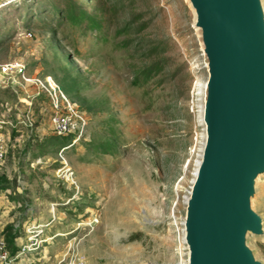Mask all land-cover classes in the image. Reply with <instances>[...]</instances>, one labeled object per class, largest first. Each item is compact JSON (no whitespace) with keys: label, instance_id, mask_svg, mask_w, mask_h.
Returning <instances> with one entry per match:
<instances>
[{"label":"rangeland","instance_id":"1","mask_svg":"<svg viewBox=\"0 0 264 264\" xmlns=\"http://www.w3.org/2000/svg\"><path fill=\"white\" fill-rule=\"evenodd\" d=\"M72 4L99 29L71 24ZM14 63L51 77L86 129L54 135L46 99L26 112L20 79L0 72V121L11 124L0 229L15 236L12 264H187L183 220L208 80L187 2L0 0V66ZM25 116L31 130L15 126ZM254 205L264 218V178ZM249 245L264 264V240Z\"/></svg>","mask_w":264,"mask_h":264},{"label":"water","instance_id":"2","mask_svg":"<svg viewBox=\"0 0 264 264\" xmlns=\"http://www.w3.org/2000/svg\"><path fill=\"white\" fill-rule=\"evenodd\" d=\"M208 80L205 143L183 220L187 264H262L255 208L264 178V0H185Z\"/></svg>","mask_w":264,"mask_h":264},{"label":"built area","instance_id":"3","mask_svg":"<svg viewBox=\"0 0 264 264\" xmlns=\"http://www.w3.org/2000/svg\"><path fill=\"white\" fill-rule=\"evenodd\" d=\"M0 72L4 77L16 75L20 79L21 82L18 83V86L26 95V100H24L28 108L26 112H29V109L37 100L42 97L46 99L52 113L50 124L54 135L59 137L64 135L80 137L85 132V116L77 110L75 104L70 102L51 77L38 78L37 76H28L24 66L19 63L2 65L0 66ZM7 123L10 124L9 122L0 121V171L6 151V138L2 130ZM19 123L29 127L30 130L32 128L27 116L22 117V121L15 123V126ZM13 261L0 229V264H12Z\"/></svg>","mask_w":264,"mask_h":264},{"label":"trees","instance_id":"4","mask_svg":"<svg viewBox=\"0 0 264 264\" xmlns=\"http://www.w3.org/2000/svg\"><path fill=\"white\" fill-rule=\"evenodd\" d=\"M65 13H66L65 17L68 18V21L71 24H74L77 26V25H80L81 23H83L84 21H87L88 29H92V30L99 29L100 23L97 20H95L94 18H92L87 12L80 10V9H77L75 7V4H72V6L70 5L68 10ZM128 29H129V27L127 26V27L123 28L121 31H118V34L128 33ZM151 68L152 67L142 70L140 72L141 76L145 77L146 79L150 78L151 77V71L154 70V67L152 69ZM137 81H138V79L135 81V83ZM100 147L101 148L104 147L106 150V148L107 149L111 148V144L106 142L105 144L104 143L101 144ZM7 183L8 182L0 176V191L7 189V187H6ZM14 239H15V236H11L5 240L8 250H9V248H15Z\"/></svg>","mask_w":264,"mask_h":264},{"label":"crops","instance_id":"5","mask_svg":"<svg viewBox=\"0 0 264 264\" xmlns=\"http://www.w3.org/2000/svg\"><path fill=\"white\" fill-rule=\"evenodd\" d=\"M5 199H7V197H5ZM0 220H2V216H0ZM2 222L4 221H0V225L2 224Z\"/></svg>","mask_w":264,"mask_h":264},{"label":"bare ground","instance_id":"6","mask_svg":"<svg viewBox=\"0 0 264 264\" xmlns=\"http://www.w3.org/2000/svg\"><path fill=\"white\" fill-rule=\"evenodd\" d=\"M202 89H203V87H202ZM204 89H205V85H204ZM72 264H75V263H72Z\"/></svg>","mask_w":264,"mask_h":264}]
</instances>
